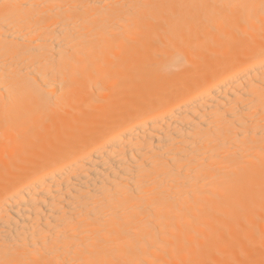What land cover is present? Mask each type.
I'll use <instances>...</instances> for the list:
<instances>
[{"label":"bare ground","instance_id":"obj_1","mask_svg":"<svg viewBox=\"0 0 264 264\" xmlns=\"http://www.w3.org/2000/svg\"><path fill=\"white\" fill-rule=\"evenodd\" d=\"M0 264H264V0H0Z\"/></svg>","mask_w":264,"mask_h":264}]
</instances>
